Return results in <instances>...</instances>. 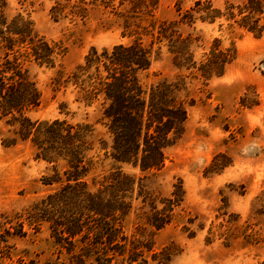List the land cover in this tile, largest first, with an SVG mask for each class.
<instances>
[{
	"label": "rangeland",
	"instance_id": "1",
	"mask_svg": "<svg viewBox=\"0 0 264 264\" xmlns=\"http://www.w3.org/2000/svg\"><path fill=\"white\" fill-rule=\"evenodd\" d=\"M131 1L6 0L8 23L16 18L30 22L34 33L61 50L53 67L26 64L40 92L39 105L27 116L92 126L88 157L93 167L85 177L91 189L106 184L116 166L135 176L125 226L128 234L145 233L153 243L148 264H264V15L253 32L226 16L204 21V12H192V23H180L179 33L194 39L190 52L196 66L216 44L233 51L224 73L205 79L197 67L176 65L168 40L158 42L159 25L182 20L196 9L195 0H156L150 14L138 13ZM248 1L212 0V9L224 14L230 5ZM138 35L154 48L151 66L140 74L144 88L179 83V96L191 103L182 134L166 149L164 167L155 173L116 165L107 157L112 138L102 119V100L84 101L79 88L66 84L93 49L111 50ZM10 118L0 115V264L54 262L60 245L48 223L31 226L27 212L57 188L43 179L54 175L55 167L62 173L66 162L37 158L31 140L6 146L4 141L13 137ZM178 199L180 204L168 212L171 221L157 231L149 221Z\"/></svg>",
	"mask_w": 264,
	"mask_h": 264
},
{
	"label": "trees",
	"instance_id": "2",
	"mask_svg": "<svg viewBox=\"0 0 264 264\" xmlns=\"http://www.w3.org/2000/svg\"><path fill=\"white\" fill-rule=\"evenodd\" d=\"M155 1L131 3L138 13L150 14ZM5 5L6 0H0V115L11 117L7 123L13 126V137L4 141L5 145L31 140L37 158L55 164L65 161L67 167L62 173L55 167L54 175L43 179L46 185L57 188L27 212L30 225L48 223L51 236L60 245L58 259L46 264H148L153 243L145 233L128 234L125 226L138 184L135 176L116 166L106 177V184L91 189L85 177L93 167L88 157L92 126L59 119L38 122L27 116L39 105L40 92L26 64L53 67L61 50L34 33L30 22L16 18L8 23L3 14ZM195 7L180 21L161 23L158 42L169 41L178 67H197L205 79L221 76L234 59L233 51L222 50L216 44L207 60L196 66L190 52L194 39L179 33L178 26L187 19L192 23L193 13L204 12V21L226 16L253 32L260 29L264 3L249 0L242 6L230 5L224 14L212 9V0H195ZM153 52V43L147 44L141 35L111 50L99 53L93 49L66 81L80 89L84 101L92 104L102 100V119L112 138L106 156L116 165L129 164L143 173L162 170L165 151L182 134L191 104L179 96V83L163 81L144 88L140 74L151 66ZM180 201H168L169 205L152 217L150 225L157 231L164 228L172 218L168 212Z\"/></svg>",
	"mask_w": 264,
	"mask_h": 264
}]
</instances>
